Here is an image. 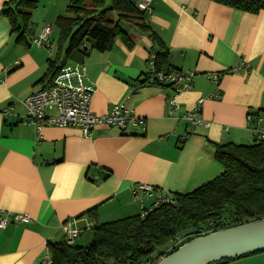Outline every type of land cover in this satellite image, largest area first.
<instances>
[{
  "label": "crops",
  "instance_id": "obj_1",
  "mask_svg": "<svg viewBox=\"0 0 264 264\" xmlns=\"http://www.w3.org/2000/svg\"><path fill=\"white\" fill-rule=\"evenodd\" d=\"M7 1L0 0V9ZM68 2L40 0L31 15L29 34L52 26L50 50L31 45L29 34L16 42L0 16V211L31 220L0 229V264H40L46 243L65 239L62 225L83 233L138 215V201L130 191L134 184L170 194L192 192L221 174L213 145H250L247 116L264 118V12L250 14L207 0H151L144 21L167 47L169 66L194 73L171 115L166 100L172 89L148 82L137 86L147 72L153 43L136 27L124 29L131 49L116 40L108 52L65 60L67 43L58 48L54 22ZM50 63L57 72L83 64L85 83L94 90L93 115L124 103L143 119L144 131L141 126L124 132L97 126L91 137H83L73 127L36 131L25 124L22 101L51 79ZM211 73L221 75L215 97L216 86L207 77ZM200 99L197 116L208 126L179 119ZM102 174L108 176L102 179ZM227 264H264V252Z\"/></svg>",
  "mask_w": 264,
  "mask_h": 264
},
{
  "label": "trees",
  "instance_id": "obj_2",
  "mask_svg": "<svg viewBox=\"0 0 264 264\" xmlns=\"http://www.w3.org/2000/svg\"><path fill=\"white\" fill-rule=\"evenodd\" d=\"M39 1L8 0L2 5L0 16L8 21L16 42L22 43L31 32V15ZM207 1L250 14L264 12V0ZM145 14L132 0H110L109 6L105 0H69L64 14L54 22L59 30L58 48L67 43L65 60L74 61H81L91 51L108 52L116 40L131 49L133 42L123 26L136 27L153 43L155 72L178 71L169 66L168 49L145 23ZM51 73H57L53 63L47 71L50 78L55 75ZM147 82L173 89L149 82L146 74L137 86ZM213 147L214 159L222 170L219 176L190 193L171 194L173 203L159 206L145 218L138 214L95 225L84 246L77 245L75 240L71 244L65 239L47 242L51 264H145L174 252L165 251L178 237L216 232L263 219L264 140L246 146L226 143ZM107 176L102 174V179ZM85 215L91 216L92 211ZM164 247L165 251L161 252ZM244 257L214 264H227Z\"/></svg>",
  "mask_w": 264,
  "mask_h": 264
},
{
  "label": "built area",
  "instance_id": "obj_3",
  "mask_svg": "<svg viewBox=\"0 0 264 264\" xmlns=\"http://www.w3.org/2000/svg\"><path fill=\"white\" fill-rule=\"evenodd\" d=\"M135 5L138 10L150 13L151 0H136ZM51 31L52 26L46 24L36 34H29L30 44L41 49L50 50L52 48ZM154 62L155 55L152 52L148 58L145 74L149 82L173 88L171 95L166 100L169 114L173 115L179 109L177 95L190 88L194 73L192 71L155 72ZM207 77L216 86V90L212 94V97H215L221 75L211 73ZM85 82L86 71L83 64L78 63L63 67L45 85L23 99L22 103L27 112L23 122L34 127L36 131H40L45 126L73 127L79 129L83 137H91L92 131L97 126L114 128L120 132L141 126L144 131L143 119L138 118L132 110L127 109L124 103L114 105L105 115H93L91 100L94 90L92 86L87 85ZM202 103L203 99L198 100L195 108L185 111L179 119L194 127L208 126L206 122L197 116ZM3 112L5 113V110ZM47 112H53L54 115L48 117ZM246 127L252 142L264 140V118L248 115ZM93 179L97 180L98 178L93 177ZM130 191L134 199L138 201L140 218H145L152 210L163 204L173 203L170 193L157 190L148 184H134L131 186ZM0 214V229H4L10 224H26L31 221L26 214L2 211H0ZM61 231L66 234L65 240L69 244L81 233L78 229L68 230L65 225L61 226ZM212 232V230H209L196 235L178 237L170 243L165 252L178 249L187 243L190 238L202 237ZM159 258L145 264H156ZM40 264H51L48 252L42 257Z\"/></svg>",
  "mask_w": 264,
  "mask_h": 264
},
{
  "label": "water",
  "instance_id": "obj_4",
  "mask_svg": "<svg viewBox=\"0 0 264 264\" xmlns=\"http://www.w3.org/2000/svg\"><path fill=\"white\" fill-rule=\"evenodd\" d=\"M264 252V218L197 237L156 264H214Z\"/></svg>",
  "mask_w": 264,
  "mask_h": 264
},
{
  "label": "rangeland",
  "instance_id": "obj_5",
  "mask_svg": "<svg viewBox=\"0 0 264 264\" xmlns=\"http://www.w3.org/2000/svg\"><path fill=\"white\" fill-rule=\"evenodd\" d=\"M107 2L109 3L110 2V0H107ZM124 27V29H129L128 27H125V26H123ZM122 28V27H121ZM55 30V29H54ZM54 33H55V31H54ZM54 36H55V34H54ZM78 239V240H77ZM76 239V243H77V245H81V246H84V245H86L88 242H89V240H90V231H86V232H83V233H81V235H79V238H77ZM189 242V241H188ZM165 248L166 247H164V248H162L161 249V252H163V251H165ZM160 257V258H159ZM158 258H159V260H158V262L162 259V258H164V256L163 255H161V256H159ZM157 259V258H156Z\"/></svg>",
  "mask_w": 264,
  "mask_h": 264
}]
</instances>
